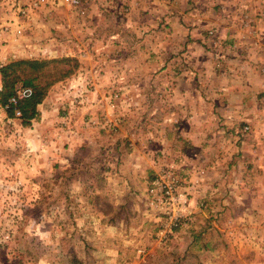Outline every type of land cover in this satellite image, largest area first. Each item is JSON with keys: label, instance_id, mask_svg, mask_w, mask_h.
<instances>
[{"label": "rangeland", "instance_id": "obj_1", "mask_svg": "<svg viewBox=\"0 0 264 264\" xmlns=\"http://www.w3.org/2000/svg\"><path fill=\"white\" fill-rule=\"evenodd\" d=\"M32 1L0 0V66L60 56L78 66L28 124L0 106V264H264V137L199 141L175 156L161 134L180 105L152 106L133 76L123 85L131 64L118 33L126 55L139 37L119 30L131 1L88 0L83 14ZM166 168L189 213L164 231L149 189Z\"/></svg>", "mask_w": 264, "mask_h": 264}, {"label": "crops", "instance_id": "obj_2", "mask_svg": "<svg viewBox=\"0 0 264 264\" xmlns=\"http://www.w3.org/2000/svg\"><path fill=\"white\" fill-rule=\"evenodd\" d=\"M130 1L134 13L120 21L130 24L115 28L139 33L127 55L118 33L122 60L131 64L121 70L123 85L132 87L124 81L133 76L138 90L147 86L155 95L152 106L180 105L179 115L161 134L171 141L167 150L179 157L187 144L202 149L199 141H216L220 148L226 137L262 141L264 0ZM139 15L149 18L144 29L138 27L144 24L141 18L143 23L135 21Z\"/></svg>", "mask_w": 264, "mask_h": 264}, {"label": "trees", "instance_id": "obj_3", "mask_svg": "<svg viewBox=\"0 0 264 264\" xmlns=\"http://www.w3.org/2000/svg\"><path fill=\"white\" fill-rule=\"evenodd\" d=\"M78 66L76 58L60 56L51 59L24 58L10 60L0 66V106L7 117L14 110L22 124L38 115L36 106L44 98L48 87L56 81L70 76ZM28 86L31 94L20 99L15 105L8 104V98L14 92L15 84Z\"/></svg>", "mask_w": 264, "mask_h": 264}, {"label": "built area", "instance_id": "obj_4", "mask_svg": "<svg viewBox=\"0 0 264 264\" xmlns=\"http://www.w3.org/2000/svg\"><path fill=\"white\" fill-rule=\"evenodd\" d=\"M42 0H33L31 6H37ZM88 0H57V2L66 4L79 14L85 13V6ZM103 0L102 2H110ZM122 3L123 10H127L126 0H118ZM23 12V10H20ZM264 15V11H263ZM4 30L6 29L3 26ZM210 33V32H209ZM31 94L28 86L15 84L13 94L8 98V104L15 105L20 99L27 98ZM15 113L18 112L15 110ZM181 184L175 178L173 170L170 168L161 169L151 181L149 192L153 195L155 205L160 209L165 222L164 231L177 224L188 215V193L181 190Z\"/></svg>", "mask_w": 264, "mask_h": 264}]
</instances>
